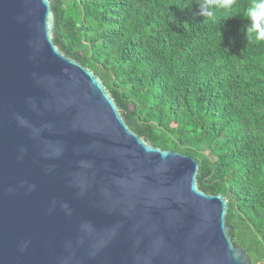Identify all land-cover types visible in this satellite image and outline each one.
<instances>
[{"label":"water","instance_id":"1","mask_svg":"<svg viewBox=\"0 0 264 264\" xmlns=\"http://www.w3.org/2000/svg\"><path fill=\"white\" fill-rule=\"evenodd\" d=\"M55 23L0 0V264H252L198 160L133 131Z\"/></svg>","mask_w":264,"mask_h":264},{"label":"trees","instance_id":"2","mask_svg":"<svg viewBox=\"0 0 264 264\" xmlns=\"http://www.w3.org/2000/svg\"><path fill=\"white\" fill-rule=\"evenodd\" d=\"M197 2L51 0L53 41L101 78L133 131L198 160L199 188L228 200L233 243L264 264V5L246 30L252 0L212 21Z\"/></svg>","mask_w":264,"mask_h":264},{"label":"clouds","instance_id":"3","mask_svg":"<svg viewBox=\"0 0 264 264\" xmlns=\"http://www.w3.org/2000/svg\"><path fill=\"white\" fill-rule=\"evenodd\" d=\"M235 0H198L196 6L198 8V14L204 16L206 20L212 21L216 17V9H228L229 11L234 6ZM264 5V0H252V2L246 8V19L248 23L245 25L246 30H255L256 21L253 19V13H258ZM181 10L185 9V4L181 3L176 5ZM193 5H187L188 8H191ZM174 21V17H172ZM261 29H264V18L259 21ZM257 35V39H260Z\"/></svg>","mask_w":264,"mask_h":264}]
</instances>
